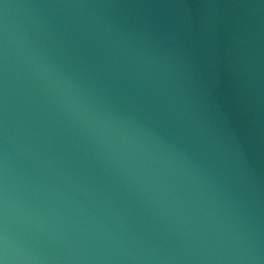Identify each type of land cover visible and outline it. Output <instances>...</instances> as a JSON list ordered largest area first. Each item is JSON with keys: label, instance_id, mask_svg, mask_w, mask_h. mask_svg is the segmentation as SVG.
I'll return each mask as SVG.
<instances>
[{"label": "water", "instance_id": "1", "mask_svg": "<svg viewBox=\"0 0 264 264\" xmlns=\"http://www.w3.org/2000/svg\"><path fill=\"white\" fill-rule=\"evenodd\" d=\"M0 264H264V0H0Z\"/></svg>", "mask_w": 264, "mask_h": 264}]
</instances>
